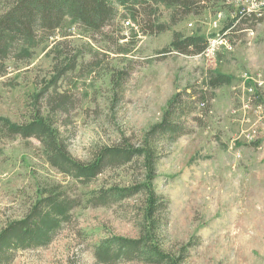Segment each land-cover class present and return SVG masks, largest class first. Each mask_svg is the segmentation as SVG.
I'll use <instances>...</instances> for the list:
<instances>
[{
  "label": "rangeland",
  "instance_id": "1",
  "mask_svg": "<svg viewBox=\"0 0 264 264\" xmlns=\"http://www.w3.org/2000/svg\"><path fill=\"white\" fill-rule=\"evenodd\" d=\"M256 1L210 5L154 35L139 31L133 37L138 26L120 17L109 26L108 42L72 24L35 47L28 63L7 61L0 76V118L13 124L28 120L35 94L59 78L53 87L72 105L58 121L66 123L71 155L85 161L98 146L123 137L138 143L175 93L200 91L210 72L228 75L229 84L207 91L208 109L189 114L184 132L162 148L153 180L166 201L162 245L177 253L189 242L182 264H264V18L232 45L216 42L208 55L160 52L174 31L215 40L238 7ZM167 15L160 7L159 21L167 22ZM132 177H139L136 161L80 185L51 167L38 140L10 137L0 123V229L28 212L50 187L79 201L48 246L18 250L6 264H99L94 252L102 240L137 235L141 197L108 206L88 199L93 190L122 186Z\"/></svg>",
  "mask_w": 264,
  "mask_h": 264
},
{
  "label": "trees",
  "instance_id": "2",
  "mask_svg": "<svg viewBox=\"0 0 264 264\" xmlns=\"http://www.w3.org/2000/svg\"><path fill=\"white\" fill-rule=\"evenodd\" d=\"M234 1L0 0V76L6 74L8 60L28 63L35 47L72 24L89 38L100 36L101 40L108 42L109 26L120 17L131 18L138 26V31L133 30V37H136L139 31L143 35H154L167 31L187 17L199 16L210 5H227ZM160 7L168 10L167 22L159 21ZM261 20L262 16H258L256 12H242L226 23L221 36L228 39L229 35L228 43L232 45L240 34L252 30L251 28ZM124 38V35L118 37L119 40ZM124 46L122 43L121 49L127 52ZM206 48L207 39L204 36H186L174 31L169 46L160 52L170 50L186 55H199ZM73 61L74 59L69 61L70 69L76 59ZM56 78H53L50 87L45 86L35 94L28 120L13 124L0 118L1 126L10 137L38 140L45 160L51 167L83 186L94 182L107 170H114L136 161L139 177H132L122 186L114 184L93 190L88 200L95 206H108L140 196L135 221L137 235L113 236L102 240L95 249V258L99 264H115L121 261L182 264L191 245L189 242L180 247L177 253L167 251L162 245L167 213L166 201L153 189L156 165L163 156L161 151L164 144L173 143L184 132L187 116L193 114L198 107L204 108L205 111L208 109L210 97L207 91L229 84L231 78L226 74L210 72L200 91L188 88L175 93L162 112L160 120L143 132L138 143H131L123 137L115 143L98 146L85 161L73 157L68 150L66 123L59 122L58 117L68 111L72 103L64 91L58 93L53 87L59 80ZM41 194L28 212L1 227L0 264L10 262L18 250L48 246L56 234L68 224L71 210L79 202L56 187L45 189Z\"/></svg>",
  "mask_w": 264,
  "mask_h": 264
},
{
  "label": "built area",
  "instance_id": "3",
  "mask_svg": "<svg viewBox=\"0 0 264 264\" xmlns=\"http://www.w3.org/2000/svg\"><path fill=\"white\" fill-rule=\"evenodd\" d=\"M242 12H246V13L256 12L258 16H262V18H264V0H257L255 3L239 8L238 11L235 12V15L233 18H235L237 14H241ZM127 24H129V22H127ZM218 41H223V42L226 41L228 43V39L220 35L215 40H208L207 48L205 49L203 53L204 54L206 53V55H208L210 52L213 53L214 44Z\"/></svg>",
  "mask_w": 264,
  "mask_h": 264
}]
</instances>
